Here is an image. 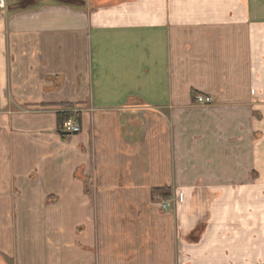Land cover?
<instances>
[{
    "label": "crops",
    "instance_id": "obj_1",
    "mask_svg": "<svg viewBox=\"0 0 264 264\" xmlns=\"http://www.w3.org/2000/svg\"><path fill=\"white\" fill-rule=\"evenodd\" d=\"M0 264H264V0H0Z\"/></svg>",
    "mask_w": 264,
    "mask_h": 264
},
{
    "label": "built area",
    "instance_id": "obj_2",
    "mask_svg": "<svg viewBox=\"0 0 264 264\" xmlns=\"http://www.w3.org/2000/svg\"><path fill=\"white\" fill-rule=\"evenodd\" d=\"M196 102L200 105H209L212 104L213 99L210 97H196ZM82 127L78 118V112L69 111V117L64 122L61 128V134L65 137H71L80 134ZM172 205L171 201H168L162 205L163 210H167Z\"/></svg>",
    "mask_w": 264,
    "mask_h": 264
},
{
    "label": "trees",
    "instance_id": "obj_3",
    "mask_svg": "<svg viewBox=\"0 0 264 264\" xmlns=\"http://www.w3.org/2000/svg\"><path fill=\"white\" fill-rule=\"evenodd\" d=\"M69 114L68 113H59L58 114V131L61 133V128L64 124V122L68 119ZM65 137V136H63ZM157 194V192H155ZM169 194H164V196H168Z\"/></svg>",
    "mask_w": 264,
    "mask_h": 264
}]
</instances>
